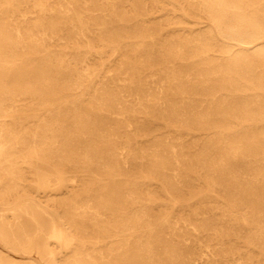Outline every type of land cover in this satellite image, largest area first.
I'll return each instance as SVG.
<instances>
[{
  "label": "bare ground",
  "instance_id": "bare-ground-1",
  "mask_svg": "<svg viewBox=\"0 0 264 264\" xmlns=\"http://www.w3.org/2000/svg\"><path fill=\"white\" fill-rule=\"evenodd\" d=\"M0 264H264V0H0Z\"/></svg>",
  "mask_w": 264,
  "mask_h": 264
}]
</instances>
